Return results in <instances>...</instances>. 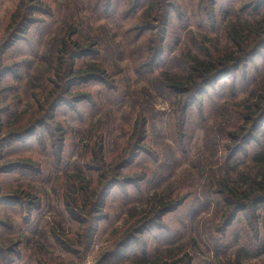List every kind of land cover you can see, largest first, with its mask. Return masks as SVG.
I'll use <instances>...</instances> for the list:
<instances>
[{"label":"trees","instance_id":"1","mask_svg":"<svg viewBox=\"0 0 264 264\" xmlns=\"http://www.w3.org/2000/svg\"><path fill=\"white\" fill-rule=\"evenodd\" d=\"M32 1L38 3V0ZM85 1H87L88 13L90 12L95 19L114 23L115 34L129 50L136 77L154 88L157 97L176 106L165 121L168 129L167 136L173 140L176 139L183 149L191 148L192 139L189 137L193 136L196 126L199 125L206 136L208 149L221 163L219 171L209 172L212 179L206 184L207 188L201 191V194L207 197L203 198L210 201L209 204L215 212L212 220L215 224L210 230L211 235L214 236L213 240L216 241L214 254L220 255V252L229 248L231 244L233 259L227 264H242L245 259L264 256V57L260 65L255 66L254 61L259 57L260 50L264 48V19L258 18L259 13H257L260 5L253 7L245 0H230L226 5L227 11L223 15L219 13L224 26L229 19L225 17L227 14L236 17L247 16V18L238 19L237 22H227L225 28L227 43L220 44L219 36L222 33L218 32L217 20L212 21V19L218 12L219 3L222 0H180L178 3L177 0L173 2L172 0ZM234 1L236 5L243 4L244 8L233 7ZM23 2L26 3V0ZM249 8H252L253 14H257H241ZM173 18L182 29H186L187 33L190 32V26L197 29V34L202 39L199 52L204 56L203 58L189 51L177 57H171L172 52L165 44L172 31ZM206 23L208 28L205 27ZM25 25L28 24L25 23ZM59 31L60 36L56 37L57 34H55L54 37L59 42V49L58 43H55L54 53L52 46L45 55L40 56L39 48L30 52L33 60L30 67L46 63L48 54H55V61L59 68L52 69V62L49 60L46 65L48 68L44 71H47L46 77L43 79V84H40L37 95H33L32 106H28L29 111L22 113L12 124L3 127L0 130V140L6 138L12 141L20 138L17 140L23 141L26 138L35 137L41 142L43 133L37 134V132L45 128L48 117L51 118L53 113L56 116L60 106H66V109L72 108L71 121L77 131L83 132L95 115L105 109L104 101L97 102L94 100V95L86 91L93 86L102 88L99 93L105 101H108V96L113 95V100L109 102L108 107L111 108V105L118 107L116 102L120 95V98L123 97V90L126 91L128 86L124 87L119 81L114 82L115 86L109 84L108 81L115 76V71L105 67L110 57L107 45L102 42L103 40L96 38L97 36L82 39L78 36L77 26L74 25H66L64 30L61 28ZM20 56L24 55L20 54ZM65 57L68 58L67 64H64ZM248 64L253 65V73L249 78L251 80L249 91L246 73ZM7 73L10 75L7 68H1L3 76ZM228 78L231 80H227ZM239 82L246 83L245 89L238 88ZM209 92H211L210 96ZM69 95L70 98H68ZM208 96L209 105L206 109L202 105L203 101H197V99ZM213 102L217 105L215 114L209 111ZM80 105L91 107V113L79 114L78 106ZM2 113L0 111V115ZM76 113L78 116L74 117ZM152 113L154 118L159 120L155 111ZM210 117L214 118L212 122ZM188 118H196L194 124L191 125ZM150 121L144 113L138 112L131 122L133 134L130 140L122 146L116 140L114 149H117L111 156L105 157L103 154L102 157L97 158L95 150L90 149V142L83 147V157L90 156V158L81 167V172H85L89 178L84 180L83 186L78 188L81 199L72 197L67 203L69 209L79 210L80 213H90L94 217L95 212H99V208H104L108 194L118 185L117 182L121 177L122 180H131L127 186L137 188L138 183L150 180L153 175L159 177V174H155L154 167H158L157 162L162 146H158L153 138H157L161 133L156 132L154 122L152 125ZM149 132L153 133L152 140L149 139L151 135ZM133 137L135 141L132 143ZM100 139L101 136L97 137L96 141L99 143ZM49 142L41 144V150L50 147L52 143ZM140 154L149 158L155 157L153 160L150 159L149 163L146 162L149 169L136 176L122 175L125 174V170L130 174ZM62 159L65 160L66 156L63 155ZM99 163L103 164L100 175L97 174V168L100 169ZM4 164L13 166L6 170L22 172L23 176H30L31 173L35 176L42 175L39 163L36 164L37 169H34L33 161L25 157H16L13 162ZM114 174L117 176L114 177ZM101 189L102 196L99 194V201L94 202L93 197ZM15 192L23 193L24 191L16 189ZM197 195L195 188L184 186L170 198L151 199L144 210L145 212L147 209L143 215L144 222L140 221L144 229L141 227L143 230L139 231L144 232L148 229L150 232L161 212L169 214L183 207L185 203H194ZM143 200L144 196L139 199V201ZM8 205L14 204L11 202ZM10 209L18 220L17 226L20 227V212L13 206ZM172 226L159 229L158 234L161 239L169 234L173 238L184 234L179 230H173L176 226L184 228V224L176 223ZM134 227L136 226L127 227L126 234H129ZM5 228L16 229V225L11 220ZM25 240L18 236V239L9 242L14 243L15 246L17 242L20 245H27ZM145 244L141 250L142 262L135 261L132 264H192V258L187 253H183L177 259L173 257L170 261L164 259L159 262L156 258L160 257H157L155 249L154 253L150 254ZM133 245L137 246L135 243ZM250 245L253 246L252 250L249 249ZM5 249L6 246L0 243V264H38L35 258L31 255L28 257L21 249L5 258L4 254H7ZM112 256L113 261L120 258L119 253H112ZM149 258L151 261H148ZM261 262L264 264V258ZM217 264L224 263L217 261Z\"/></svg>","mask_w":264,"mask_h":264},{"label":"rangeland","instance_id":"2","mask_svg":"<svg viewBox=\"0 0 264 264\" xmlns=\"http://www.w3.org/2000/svg\"><path fill=\"white\" fill-rule=\"evenodd\" d=\"M23 1L0 0V111L3 112L0 115V130L12 124L22 113L29 111L28 106H32L33 95H37L40 84H43V79L46 77L47 71H44L48 68L46 65L49 60L52 62V69L59 68L55 54H48L46 63L30 67V63H33L30 52L39 48L40 56L45 55L52 46L54 53L55 43H58L59 49V42L54 38L55 34L56 37L60 36L59 29L64 30L66 25L77 26L78 36L82 39L97 36L96 38L103 40L102 42L110 50L108 64L105 67L115 71V76L108 81L109 84L115 86L114 82L119 81L128 88L126 91L123 90V97L119 96L116 102L118 107L111 105V108L108 106L113 100V95L108 96V101H105L100 96L99 91L102 89L100 86L87 89L88 93L94 95V100L104 101L106 104L104 111L97 113L83 132L77 131L71 121L72 108L66 109V106H60L56 116L53 113L51 118L46 117L49 120H46L45 128L37 132V134L43 133L41 142L35 137L23 141L17 138L12 140L13 142L6 138L0 140V243L6 246L7 254H4V257L8 258L21 249L28 257L31 255L35 258L38 264H112L114 259L112 253H119L120 258L115 259L113 264H132L135 261L142 262L141 250L146 243L147 252L154 253L155 249L157 257H160L156 258L159 262L164 259L170 261L173 257L177 259L183 253H187L192 258V264H217V261L229 263L233 259L231 244L229 248L222 250L220 255L214 254L216 241L213 240L214 236L211 235L210 230L215 224L212 223L215 212L209 204L210 201L204 199L207 198L205 194H201L212 179L209 172L219 171L221 167V163L207 147L202 128L197 125L196 132L189 137L192 139L191 148L183 149L176 139L167 136L165 121L176 106L157 97L154 88L136 77L129 50L115 34L114 23L95 19L90 12L88 13L87 1L38 0V3L32 0H26V3ZM179 1L177 0V3ZM229 2L230 0L224 2L222 0L217 15L215 14L212 19V21L217 20L218 32L222 33L219 36L220 44L227 43V33H225L227 22H237L238 19L247 18V16L236 17L227 14L225 17L230 20L226 18L224 26L219 13L223 15L227 11L226 5ZM232 4L233 7L236 6L235 1ZM25 23L28 25L26 26ZM205 27L208 28L207 23ZM189 28L190 32H185L186 29H182L173 18L172 31L170 30L165 44L172 52L171 57H177L188 51L204 57L199 52L202 39L198 36L197 29L191 26ZM57 31L59 32L56 33ZM259 53V57L254 60L255 66L260 65L264 57V48ZM67 62L68 58L65 57L64 64ZM1 68H7L10 75L7 73L3 76ZM252 70L253 65L248 64L246 68L248 91L251 88L249 78L253 73ZM179 75L183 77L182 74ZM245 85L246 83H240L238 88L245 89ZM210 94L211 92L208 95ZM209 96L197 99L203 101L202 105L206 109L209 105ZM78 109H80L78 113L83 115L92 111L91 107L85 105L78 106ZM152 111H155L159 120L154 118ZM209 111L216 113L215 102L211 104ZM138 112L144 113L151 120L152 125L154 122L156 132L162 134L153 138V133L149 132L151 134L149 139L153 138L158 146H162L160 157L158 155V167H154L155 174H159V177L153 175L150 180L138 183V188L127 186L131 180H122V177H119L120 181L108 194L104 208H99V212H95L94 217L90 213L69 209L67 203L72 197L81 199L78 188L89 178L85 172H81V167L90 158V156L83 157V147L90 142V149L95 150L97 158L102 157L103 154L105 157L111 156L117 149H114L116 140L120 146L130 140L133 134L131 122ZM75 115L77 113L74 117ZM195 119L188 118L191 125L194 124ZM213 119L210 117L211 122ZM99 136L101 139L98 143L96 139ZM48 141L52 145L46 150H41V144H47ZM131 141L133 143L135 138L133 137ZM63 155L66 156L65 160L62 159ZM16 157L31 159L34 169H37L36 164L39 163L42 175L35 176L31 173L30 176H23L22 172L6 170L13 166L4 163L13 162ZM154 158L140 154L130 174L125 170V174L122 175H139L149 169L146 162L149 163V160ZM102 165V163L98 164L100 167L97 168L98 175L103 171ZM116 176L114 174V177ZM184 186L196 189L198 192L196 202L185 203L183 207L169 214L161 212L150 232L148 229L144 232L139 231L143 228L140 221L144 222L143 215L147 212V209L145 212L144 210L148 206V201L153 198L156 200L170 198ZM16 189H23L24 194L15 192ZM102 191V189L97 191L98 194L93 197L94 202L99 201L98 196L99 194L102 196ZM142 196L144 200L139 201ZM11 202L14 204L12 206L16 207V211L20 212V227L17 226L18 220L10 209L12 206L8 205ZM36 205L39 206L35 207ZM11 220L16 225V229L5 228ZM176 223L184 224V228L176 226L173 230H179L184 234L174 238L169 234L161 239L158 234L159 229L169 228ZM132 226L136 227L126 234V228ZM18 236L22 240L26 239L27 245H20L17 242L15 246L14 243L9 242L18 239ZM133 243L137 246L135 247ZM249 249L252 250L253 246L250 245ZM263 258L264 256L248 258L242 264H262ZM148 261H151V258Z\"/></svg>","mask_w":264,"mask_h":264},{"label":"clouds","instance_id":"3","mask_svg":"<svg viewBox=\"0 0 264 264\" xmlns=\"http://www.w3.org/2000/svg\"><path fill=\"white\" fill-rule=\"evenodd\" d=\"M245 2L247 4H252L253 7H255L257 4H259L260 7H259L258 12H257V13H259L258 18L264 19V0H245ZM236 8L237 9H240V8H244V6H243V4H237L236 5ZM257 13L253 14L252 8H249L245 12H242L241 14H252V15H256Z\"/></svg>","mask_w":264,"mask_h":264}]
</instances>
